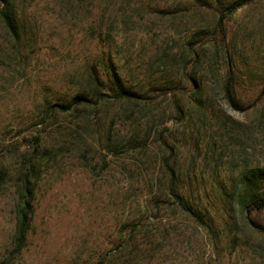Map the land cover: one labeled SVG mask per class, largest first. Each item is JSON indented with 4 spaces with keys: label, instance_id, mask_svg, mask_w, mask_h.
Returning <instances> with one entry per match:
<instances>
[{
    "label": "rangeland",
    "instance_id": "rangeland-1",
    "mask_svg": "<svg viewBox=\"0 0 264 264\" xmlns=\"http://www.w3.org/2000/svg\"><path fill=\"white\" fill-rule=\"evenodd\" d=\"M16 1L27 36L18 51L0 26V262L264 264V235L232 200L241 172L264 169V97L239 111L222 89L226 65L242 100L264 81V0L233 14L225 58L209 35L214 16L180 12L184 1ZM106 59L135 100L114 97L109 76L92 104L51 108ZM29 162L39 174L31 227L12 256ZM170 169L209 226L181 212ZM256 216L264 224V210Z\"/></svg>",
    "mask_w": 264,
    "mask_h": 264
},
{
    "label": "trees",
    "instance_id": "trees-1",
    "mask_svg": "<svg viewBox=\"0 0 264 264\" xmlns=\"http://www.w3.org/2000/svg\"><path fill=\"white\" fill-rule=\"evenodd\" d=\"M187 3V7L180 12H186L192 17H196L202 14H212L214 21L212 28L209 30V35L212 40L215 41L221 51L222 57L225 58V39L230 30V20L233 14L240 8L250 5L256 0H180ZM176 11V12H179ZM115 20H112L114 24ZM0 26L6 33L8 39L13 42V46L16 51L20 49V45L23 44L27 37L23 31V27L17 12L16 0H0ZM109 46L111 45L107 42ZM189 48H192L191 43ZM106 65L104 68L106 72L103 73V67H90L86 70V82L78 92H76L68 100H58L56 103L51 104L52 109L58 107L59 111L64 112L67 110H77L78 108H84V106L95 102L96 96L106 95V89L104 83L109 77L111 84L109 87L115 92L114 97L122 98L125 101L135 100L139 95L131 87L125 85L119 75L113 71L112 59H106L104 61ZM101 63V64H104ZM158 66H161V70L164 66L162 61L158 62ZM113 73V78L110 73ZM101 75L103 78H101ZM105 80V81H104ZM189 80V79H187ZM108 82V81H107ZM87 85L89 88H87ZM199 84L195 88V101L199 103ZM224 97L228 104L234 110H249L254 107L261 98L264 97V81L258 89L255 96L242 100L237 96L236 81L233 76L231 68L226 65L224 69V81L222 85ZM104 92V93H103ZM104 94V95H103ZM81 110V109H80ZM176 114L182 116V107L176 103ZM82 115V113H79ZM27 170L24 173H20L17 177V203H16V220L14 226V235L12 243V256H15L23 249L28 232L31 227L32 220V200L34 197V190L37 184V168L34 163L29 162ZM169 187L171 188L176 202L182 213L188 218L193 219L201 226H209L210 218L203 212L202 207L196 203L190 201L186 195L177 189L175 184L174 170L170 169ZM240 177L237 179L236 184L232 192V200L234 208L238 218L245 224L248 229L254 233L264 235V224L257 219L256 214L264 210V169L254 168L246 172H241ZM227 197V196H226ZM0 264H10L8 259L0 262Z\"/></svg>",
    "mask_w": 264,
    "mask_h": 264
}]
</instances>
